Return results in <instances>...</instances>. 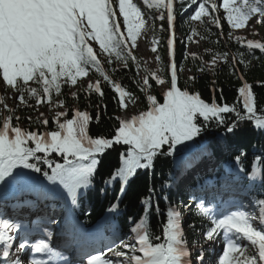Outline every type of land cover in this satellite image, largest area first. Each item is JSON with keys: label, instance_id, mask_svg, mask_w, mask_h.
I'll list each match as a JSON object with an SVG mask.
<instances>
[{"label": "snow or ice", "instance_id": "1", "mask_svg": "<svg viewBox=\"0 0 264 264\" xmlns=\"http://www.w3.org/2000/svg\"><path fill=\"white\" fill-rule=\"evenodd\" d=\"M260 28L264 0H0V264H264ZM225 72L233 102L197 87Z\"/></svg>", "mask_w": 264, "mask_h": 264}, {"label": "trees", "instance_id": "2", "mask_svg": "<svg viewBox=\"0 0 264 264\" xmlns=\"http://www.w3.org/2000/svg\"><path fill=\"white\" fill-rule=\"evenodd\" d=\"M157 26H158V22H157ZM148 31L150 34V38L152 35V28H151V24L149 23L148 26ZM215 31V29L213 30ZM187 32V24L182 25V27L180 28V30L178 31V36H183L185 35ZM226 34H227V28H225V41L222 42V44L219 46L221 48V50H223L224 45L227 44L229 50L231 51H236L237 48H239L240 46L236 45L233 42H229L226 39ZM215 39V37H213V40ZM202 45L199 46L197 48V51H199L201 54L203 53V49L204 48H210L213 45L209 42L206 41H201ZM189 44V43H188ZM242 50V49H241ZM176 59L178 61L179 64L183 65V69L182 71L179 73L180 75V81L183 84L185 81V77L188 75H185L183 73L184 70H187L189 74L190 70H192L193 72L195 71L194 66H193V62L191 60H185L184 56L188 54V52L186 51V49L183 47V45L181 44H177V48H176ZM155 55V54H154ZM162 55H165L164 53H162ZM257 58L256 59H251V66L248 69H244L245 73H246V79L250 82L253 83L257 80H261L264 79V57H260V54L257 52L256 53ZM205 59H208V57H205ZM165 60H166V55H165ZM157 68V66L155 68H152L153 70H155ZM135 70L134 69H130V70H126L125 72H120V73H116L114 74V78L120 80L123 79L124 82L126 84H129L130 81L128 79H126V77H130L134 74ZM140 75H143V70L141 69L140 71ZM211 80H218L219 83L216 85L217 87H223L224 89V96L226 98V100L231 103L233 102L234 98H235V92H234V86L237 85V80L235 78H230L227 73H223L221 75H219L218 77L213 75L212 73H209L208 76H206L204 78V80H200L197 84L198 88H203L206 82H210ZM256 91L259 92L260 89L259 87L256 88ZM209 95L208 92L204 93V97L207 98V96ZM108 104V115H113L116 112V106L114 104V102L111 99H108L105 101ZM83 107V105H81ZM44 110V109H43ZM90 111H92V109H89ZM94 111H93V115H94ZM109 121L108 120H104L100 125H97L95 123H92L90 125V134H96L98 132H102V131H106L107 127H108ZM115 156V153H109V155L104 157V162L107 163L112 157ZM163 159V158H162ZM171 166V159L169 158L167 163H161L160 160L157 161V169H156V174L157 177H159V175L161 174L162 171L167 172L169 170ZM99 178V176L97 177ZM157 183H159V180L157 181ZM180 199H184L183 197H180ZM95 206L92 208V216L89 217L90 221H93L97 214L102 212V209L99 206L98 202H94ZM125 203H128L127 198H125ZM123 207V205H122ZM161 207H164V203L163 201L161 202ZM131 211H135V207H132L130 209ZM83 219V217H81ZM153 224L155 225V220L153 221Z\"/></svg>", "mask_w": 264, "mask_h": 264}, {"label": "rangeland", "instance_id": "3", "mask_svg": "<svg viewBox=\"0 0 264 264\" xmlns=\"http://www.w3.org/2000/svg\"><path fill=\"white\" fill-rule=\"evenodd\" d=\"M147 31V35H148V39L145 40V39H141L139 41V48L137 49V55L145 61V64L149 67V68H155L157 66V64L155 63L154 61V54L150 51V48H151V44H150V34L148 32V30L146 29ZM238 34H244L242 31ZM261 37H264V28H260L259 29V36L255 37L256 39H260ZM249 38H253L251 36H249ZM202 43L200 42L199 44H191V45H187V48H186V51L188 53H191V52H197V53H200L199 51H197V48L199 46H201ZM183 73L185 75H189L188 71L187 70H184ZM11 103V101H9ZM43 110V109H41Z\"/></svg>", "mask_w": 264, "mask_h": 264}, {"label": "bare ground", "instance_id": "4", "mask_svg": "<svg viewBox=\"0 0 264 264\" xmlns=\"http://www.w3.org/2000/svg\"><path fill=\"white\" fill-rule=\"evenodd\" d=\"M67 254V253H66Z\"/></svg>", "mask_w": 264, "mask_h": 264}]
</instances>
